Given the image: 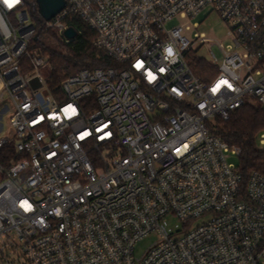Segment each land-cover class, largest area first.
I'll return each mask as SVG.
<instances>
[{
  "label": "built area",
  "instance_id": "2783aa9c",
  "mask_svg": "<svg viewBox=\"0 0 264 264\" xmlns=\"http://www.w3.org/2000/svg\"><path fill=\"white\" fill-rule=\"evenodd\" d=\"M65 1L42 27L80 22L105 57L50 87L27 0H0V264H264V173L208 126L264 106V0ZM207 8L231 43L166 26Z\"/></svg>",
  "mask_w": 264,
  "mask_h": 264
},
{
  "label": "trees",
  "instance_id": "16d2710c",
  "mask_svg": "<svg viewBox=\"0 0 264 264\" xmlns=\"http://www.w3.org/2000/svg\"><path fill=\"white\" fill-rule=\"evenodd\" d=\"M38 28V38L30 45L31 49L41 50L47 54L52 67L48 80L50 87L58 85L65 77L85 67L103 65L105 57L95 45V32L80 22L82 32L71 42H64L53 30L42 27V19L38 15L36 0H27ZM47 37L55 39L59 46H49ZM210 129L231 145L241 148L238 167L246 177L253 171L264 173V149L258 147L257 135L264 129V106L245 103L232 111L227 119L220 116L208 121Z\"/></svg>",
  "mask_w": 264,
  "mask_h": 264
},
{
  "label": "rangeland",
  "instance_id": "374dc122",
  "mask_svg": "<svg viewBox=\"0 0 264 264\" xmlns=\"http://www.w3.org/2000/svg\"><path fill=\"white\" fill-rule=\"evenodd\" d=\"M28 9H30V5L27 3ZM37 7L33 6L32 9ZM38 10V9H37ZM31 15L32 10L30 9ZM34 20V18H33ZM199 22L200 26L198 28H194V23ZM177 24H184V25H190L191 29L186 30L184 29V34L188 36L189 38L194 37L195 32H204L206 36L213 37L217 40V42L223 43L224 45H227L231 43V39L228 37V27L226 26L225 22L221 18V16L213 11L210 12V9H204L201 13L194 17H188V18H182L180 16L174 17L172 20L168 21L166 23L167 28H172L173 26ZM49 46L55 47L59 46V43L56 42L55 39L49 38L46 42ZM214 51L220 55V52L217 48V46L213 47ZM6 105H9L11 108L13 106L11 98L5 94L3 99L0 98V111L3 107ZM11 114V111L4 114V123L7 124L9 120V116ZM228 161L230 163H234L236 165L239 164V156L238 155H230L228 156ZM201 220L196 221L195 224L200 223ZM164 224L166 228L173 233H176L178 230L182 228L181 221L175 217L174 215H169L164 219ZM155 240V235L147 236L146 238L140 240L137 243L136 253L137 255H140L151 243Z\"/></svg>",
  "mask_w": 264,
  "mask_h": 264
},
{
  "label": "water",
  "instance_id": "95a60500",
  "mask_svg": "<svg viewBox=\"0 0 264 264\" xmlns=\"http://www.w3.org/2000/svg\"><path fill=\"white\" fill-rule=\"evenodd\" d=\"M38 13L41 17L46 20H50L57 13H59L66 5L65 0H36ZM77 34V31L73 27H69L65 30V35L67 38H74ZM37 39V37L35 38ZM31 84L34 87L41 85L38 78H34L31 81Z\"/></svg>",
  "mask_w": 264,
  "mask_h": 264
},
{
  "label": "snow or ice",
  "instance_id": "6c2138e0",
  "mask_svg": "<svg viewBox=\"0 0 264 264\" xmlns=\"http://www.w3.org/2000/svg\"><path fill=\"white\" fill-rule=\"evenodd\" d=\"M19 0H4V3L7 4L9 8H11L14 4L18 3ZM139 66V65H138Z\"/></svg>",
  "mask_w": 264,
  "mask_h": 264
}]
</instances>
